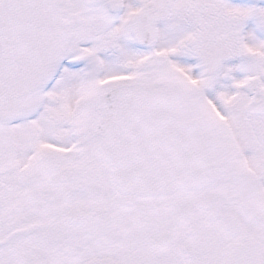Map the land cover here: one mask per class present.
<instances>
[{
	"label": "snow or ice",
	"instance_id": "obj_1",
	"mask_svg": "<svg viewBox=\"0 0 264 264\" xmlns=\"http://www.w3.org/2000/svg\"><path fill=\"white\" fill-rule=\"evenodd\" d=\"M0 264H264V0H0Z\"/></svg>",
	"mask_w": 264,
	"mask_h": 264
}]
</instances>
